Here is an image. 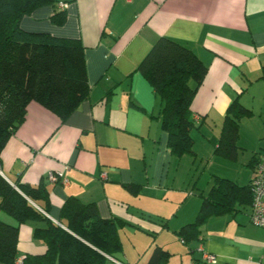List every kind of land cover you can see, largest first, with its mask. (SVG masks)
Masks as SVG:
<instances>
[{
    "label": "crops",
    "instance_id": "crops-1",
    "mask_svg": "<svg viewBox=\"0 0 264 264\" xmlns=\"http://www.w3.org/2000/svg\"><path fill=\"white\" fill-rule=\"evenodd\" d=\"M59 2L67 3L60 22L54 14ZM19 26L79 39L89 92L64 120L30 102L0 154L3 178L62 227L69 197L115 218L121 248L106 255V264H150L155 247L166 251L161 264H264V228L251 223L249 205L208 215L197 238L183 242L178 234L195 220L215 176L239 185L254 176L249 163L264 145V0H48ZM162 36L189 47L207 66L190 106L199 124L191 132L194 155L171 152L162 102L137 69ZM235 98L251 115L240 120L237 155L230 160L215 146ZM205 161L209 173L199 185L203 174L196 177L192 169ZM50 171L66 180L49 181ZM20 185L44 192L29 198ZM0 219L16 224L1 209ZM41 222L20 223L17 260L45 252L44 242L34 238ZM203 252L213 260H203Z\"/></svg>",
    "mask_w": 264,
    "mask_h": 264
},
{
    "label": "trees",
    "instance_id": "trees-1",
    "mask_svg": "<svg viewBox=\"0 0 264 264\" xmlns=\"http://www.w3.org/2000/svg\"><path fill=\"white\" fill-rule=\"evenodd\" d=\"M46 2L0 0V154L8 137L23 122L30 102H38L64 120L89 92L84 46L79 39L25 31L19 26L23 16ZM63 10L56 8L58 22ZM137 69L162 102L161 126L168 133L171 152L176 156L194 155L191 132L199 124L191 116L190 106L207 66L189 47L162 36ZM250 115L251 110L237 98L229 103L215 146L217 155L230 160L236 158L239 123ZM263 158L264 145L250 160L255 173L246 185L214 177L195 220L178 233L183 242L199 236L200 226L208 215L231 212L236 209V203L252 206L253 180ZM19 188L29 198L44 192L41 187L20 185ZM127 188L134 193L139 190L136 185ZM0 198V209L16 220V224H11L0 219L3 264H106V255L112 257L121 248L116 219L101 217L94 203L69 197L61 209L65 220L62 227L34 207L1 175ZM30 218L42 221L34 228V238L44 242L46 250L42 254L26 253L17 263L19 225ZM165 254L166 251L155 247L149 263L161 264Z\"/></svg>",
    "mask_w": 264,
    "mask_h": 264
},
{
    "label": "built area",
    "instance_id": "built-area-1",
    "mask_svg": "<svg viewBox=\"0 0 264 264\" xmlns=\"http://www.w3.org/2000/svg\"><path fill=\"white\" fill-rule=\"evenodd\" d=\"M66 6H67L66 2L65 3L59 2L57 8L63 10L66 8ZM47 179L52 182H56V181L64 182L66 180L63 178L61 172L55 173L53 171L47 173ZM253 184H254V196H253L251 212H250V221L254 225L264 228V158L261 160L258 166L257 175L253 180ZM38 210L41 211L46 216H48L42 209L38 208ZM202 258L203 260L206 261L213 260V257L207 254L206 252H203ZM113 260L117 264H125L115 259ZM20 261L21 259L17 260V263H19Z\"/></svg>",
    "mask_w": 264,
    "mask_h": 264
},
{
    "label": "rangeland",
    "instance_id": "rangeland-1",
    "mask_svg": "<svg viewBox=\"0 0 264 264\" xmlns=\"http://www.w3.org/2000/svg\"><path fill=\"white\" fill-rule=\"evenodd\" d=\"M205 163H206V165H205ZM198 163H196V165H197ZM195 165V166H196ZM209 165H210V162H207V161H205L204 162V164H201L200 165V167L197 169H195L194 167H193V169H192V174H194L195 173V176L196 177H199L200 175H202L203 174V176L200 178V180H199V185H202V184H204L205 183V180H206V175H208V173H209V170H208V167H209ZM196 167H198V165L196 166ZM195 177V178H196ZM197 179V178H196ZM196 181V180H195ZM194 197H198L197 195H194ZM140 233H142V234H145L146 235V233H144V232H139V235H142V234H140ZM125 245L128 247V246H131L132 245V242L130 241V239H128V238H126L125 239Z\"/></svg>",
    "mask_w": 264,
    "mask_h": 264
}]
</instances>
